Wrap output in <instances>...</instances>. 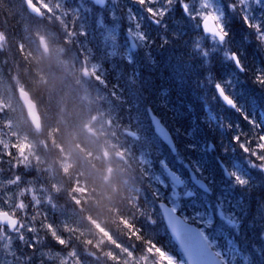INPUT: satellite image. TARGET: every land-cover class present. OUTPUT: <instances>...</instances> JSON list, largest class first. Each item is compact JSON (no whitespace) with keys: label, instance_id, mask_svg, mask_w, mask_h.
I'll use <instances>...</instances> for the list:
<instances>
[{"label":"trees","instance_id":"16d2710c","mask_svg":"<svg viewBox=\"0 0 264 264\" xmlns=\"http://www.w3.org/2000/svg\"><path fill=\"white\" fill-rule=\"evenodd\" d=\"M54 1L49 31L57 35L53 41L67 40L75 53L69 59L58 51L57 58L68 72L77 75L82 99L108 121L113 144L120 141L124 129L139 128L137 139L128 138V150L124 144L116 147L146 181L149 198L142 203L139 215L145 241L151 245L147 251L158 256L159 264H171L167 253L180 257L157 205L168 198L169 190L155 176L162 174V159L184 175L177 158L152 132L146 114L151 105L159 114H167L166 123L175 131L179 155L212 189L211 195L184 199L179 211L189 221H194L189 216L196 209L210 214L213 222L207 231L222 246L232 248L235 264H264V174L243 159L247 148L256 143L254 133L264 141V87L253 83L254 77H264V0L261 5L258 0L247 6L218 0L223 8L221 26L228 32L223 41L204 35L200 18L191 11L197 0H117L104 8L88 0ZM230 3L236 4L233 10H229ZM127 30L139 40L141 50L131 52L125 39ZM229 51L238 53L243 72L236 69ZM83 60L96 66L90 80L79 74ZM217 84L232 95L234 107L214 105ZM210 139L212 153L206 151ZM208 158L209 164L201 161ZM19 171L18 184L31 186L39 201L37 214L49 215L51 206L43 202L44 189L27 184L34 173ZM0 175L12 177L3 162ZM219 214L228 220L221 221ZM143 264L157 261L146 256Z\"/></svg>","mask_w":264,"mask_h":264},{"label":"clouds","instance_id":"9594fccd","mask_svg":"<svg viewBox=\"0 0 264 264\" xmlns=\"http://www.w3.org/2000/svg\"><path fill=\"white\" fill-rule=\"evenodd\" d=\"M48 21L43 13L36 24L50 29ZM220 31L223 41L228 32L223 26ZM58 51L75 57L67 40H49L40 32L0 43V162L9 167L12 178L5 185L14 186L15 195L0 207L6 264H143L146 256L159 264L147 251L151 245L140 223L141 205L149 198L145 178L117 155L112 128L82 99L78 77L58 60ZM253 83L264 87V77ZM252 139L256 143L244 162L264 174V141L255 133ZM20 169L34 173L27 184L44 189L49 215L37 214L32 187L18 184ZM9 237L19 241L18 248L9 250Z\"/></svg>","mask_w":264,"mask_h":264},{"label":"water","instance_id":"95a60500","mask_svg":"<svg viewBox=\"0 0 264 264\" xmlns=\"http://www.w3.org/2000/svg\"><path fill=\"white\" fill-rule=\"evenodd\" d=\"M96 3L103 4L104 0H93ZM28 3V0H27ZM32 9V8H30ZM204 32L206 34H213L215 36L219 35L217 28L210 19H205L202 22ZM131 46L134 47L132 39L130 38ZM238 65V63L236 62ZM83 74L88 76V71L86 68L83 69ZM27 103V101H26ZM150 117L152 123L155 127V131L160 135V137L171 147L173 151L174 143L173 140L167 132V130L160 124L158 118H156L151 112ZM167 172L172 181H176L174 173L167 169ZM193 175V174H192ZM194 176V175H193ZM194 182L200 187L207 189L206 184L202 180H198L194 176ZM159 207L164 219V222L173 238L175 243L179 246L182 254L187 260V264H223L222 261L217 257L213 250H211L207 242L198 227L194 224H190L183 220V218L178 215L173 208H171L165 202H160ZM6 219L5 213L0 211V222Z\"/></svg>","mask_w":264,"mask_h":264},{"label":"rangeland","instance_id":"374dc122","mask_svg":"<svg viewBox=\"0 0 264 264\" xmlns=\"http://www.w3.org/2000/svg\"><path fill=\"white\" fill-rule=\"evenodd\" d=\"M15 3L18 0H13ZM236 3L238 4H244L247 6L246 3H251L252 5H255L256 2L258 0H235ZM33 2H35V4L42 10V13H47V15L51 14V12H53V5L50 2V0H33ZM232 4V10L235 8L236 4L235 3H231ZM259 4L261 5V0L259 1ZM229 6V5H228ZM0 14H1V19H5L6 16L3 13V11L5 9H11L9 8V2L8 0H0ZM21 13L25 12L23 7H20ZM222 5L220 4L219 1L217 0H197L196 2V10L191 9V11H194L193 14L200 16V18H206V17H211L212 19H214L215 21H217V23L222 24V19H223V13H222ZM9 14H7L8 16ZM9 18V16H8ZM0 43H2L0 41ZM233 51H229L228 52V56L230 57V55L232 54ZM12 178V177H11ZM10 180L9 177H5L4 179V175H0V195L2 197H4L5 199L9 198V194H12V200L15 199V195H14V186L9 187L5 185V182ZM12 188V189H11ZM172 204H174L175 208L178 206V203L172 201ZM1 207H6L3 202H1ZM207 221H211V218L209 216H207ZM263 236V234L261 235ZM11 243L9 245V250H11L12 247H16L15 243L18 240H14L11 237H9ZM5 244V243H4ZM226 254L228 255V250L226 249ZM8 260V256L4 253L2 256V263L6 264V261ZM170 262H172L173 264H182L181 261H175L174 258H170L169 259Z\"/></svg>","mask_w":264,"mask_h":264},{"label":"snow or ice","instance_id":"6c2138e0","mask_svg":"<svg viewBox=\"0 0 264 264\" xmlns=\"http://www.w3.org/2000/svg\"><path fill=\"white\" fill-rule=\"evenodd\" d=\"M225 99L227 100V97H225ZM229 103L231 102V101H228ZM262 147H264V145H262Z\"/></svg>","mask_w":264,"mask_h":264}]
</instances>
